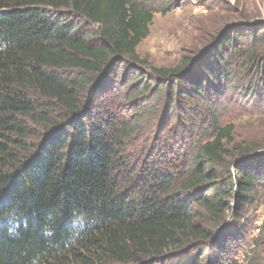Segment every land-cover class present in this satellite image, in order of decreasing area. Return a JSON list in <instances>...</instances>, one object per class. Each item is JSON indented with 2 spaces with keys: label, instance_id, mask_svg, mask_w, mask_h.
Returning <instances> with one entry per match:
<instances>
[{
  "label": "trees",
  "instance_id": "trees-1",
  "mask_svg": "<svg viewBox=\"0 0 264 264\" xmlns=\"http://www.w3.org/2000/svg\"><path fill=\"white\" fill-rule=\"evenodd\" d=\"M166 9L0 0V264H264V223L238 261L264 151L228 149L236 126L221 119L241 99L264 110V27L225 29L197 60L127 85L165 93L184 125L185 107L202 109L209 132L188 130L181 151L130 156L136 126L93 109L115 66L140 71L136 48Z\"/></svg>",
  "mask_w": 264,
  "mask_h": 264
},
{
  "label": "rangeland",
  "instance_id": "rangeland-1",
  "mask_svg": "<svg viewBox=\"0 0 264 264\" xmlns=\"http://www.w3.org/2000/svg\"><path fill=\"white\" fill-rule=\"evenodd\" d=\"M150 4L157 10L167 9L164 13L159 11L154 14L147 39L136 48L135 54L143 63L138 67L140 71L135 75L132 71L134 67L115 66L112 70L117 79L115 89L110 90L114 79L109 80L94 97L96 103L93 108L102 114L114 113L136 126L137 133L129 143V147L134 149L130 156L138 153L143 154L145 159H149L148 156L159 148L165 155L169 150L181 151V146H184L181 144L189 135L188 130L192 139L198 140L200 134H208L209 125L204 123L205 114L198 106H192L191 111L185 107L184 112L189 111V117L184 125L178 107H169L170 101L165 93L163 97L154 93L140 97L138 90L127 85L134 82L137 76H148V73L145 75L148 67L175 68L184 57L197 60L212 39L225 29L243 30L247 25L264 27V0H150ZM124 75L128 76V80L122 84L120 80ZM247 103L241 99L238 104L227 106L221 116L222 120L236 126L234 142L228 145V149L246 142L264 151V110L251 108ZM140 116L142 119H139ZM258 195V202L242 211L248 224V234L238 252L241 263L250 254L252 240L262 234L264 193L260 191Z\"/></svg>",
  "mask_w": 264,
  "mask_h": 264
},
{
  "label": "clouds",
  "instance_id": "clouds-1",
  "mask_svg": "<svg viewBox=\"0 0 264 264\" xmlns=\"http://www.w3.org/2000/svg\"><path fill=\"white\" fill-rule=\"evenodd\" d=\"M45 234H46V235H49L50 233L46 232Z\"/></svg>",
  "mask_w": 264,
  "mask_h": 264
}]
</instances>
